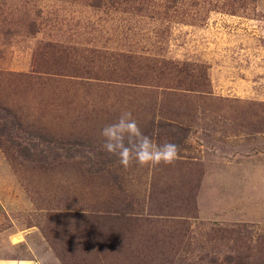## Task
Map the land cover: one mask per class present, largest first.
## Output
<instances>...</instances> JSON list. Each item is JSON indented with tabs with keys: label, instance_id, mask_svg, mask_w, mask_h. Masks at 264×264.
<instances>
[{
	"label": "rangeland",
	"instance_id": "1",
	"mask_svg": "<svg viewBox=\"0 0 264 264\" xmlns=\"http://www.w3.org/2000/svg\"><path fill=\"white\" fill-rule=\"evenodd\" d=\"M0 257L264 264V0H0Z\"/></svg>",
	"mask_w": 264,
	"mask_h": 264
},
{
	"label": "clouds",
	"instance_id": "2",
	"mask_svg": "<svg viewBox=\"0 0 264 264\" xmlns=\"http://www.w3.org/2000/svg\"><path fill=\"white\" fill-rule=\"evenodd\" d=\"M102 149L118 158L119 164L128 169L139 167L172 165L179 158V147L175 143L155 144L145 135L130 111L120 113L116 122L103 127Z\"/></svg>",
	"mask_w": 264,
	"mask_h": 264
},
{
	"label": "crops",
	"instance_id": "3",
	"mask_svg": "<svg viewBox=\"0 0 264 264\" xmlns=\"http://www.w3.org/2000/svg\"><path fill=\"white\" fill-rule=\"evenodd\" d=\"M34 263H35L34 261L25 258L0 257V264H34Z\"/></svg>",
	"mask_w": 264,
	"mask_h": 264
}]
</instances>
